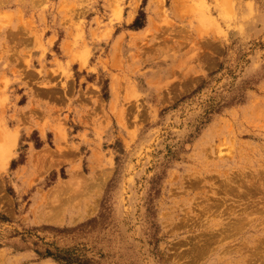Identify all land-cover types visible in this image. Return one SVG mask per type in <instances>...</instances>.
I'll use <instances>...</instances> for the list:
<instances>
[{
	"label": "rangeland",
	"instance_id": "374dc122",
	"mask_svg": "<svg viewBox=\"0 0 264 264\" xmlns=\"http://www.w3.org/2000/svg\"><path fill=\"white\" fill-rule=\"evenodd\" d=\"M0 264H264V0H0Z\"/></svg>",
	"mask_w": 264,
	"mask_h": 264
},
{
	"label": "bare ground",
	"instance_id": "6f19581e",
	"mask_svg": "<svg viewBox=\"0 0 264 264\" xmlns=\"http://www.w3.org/2000/svg\"><path fill=\"white\" fill-rule=\"evenodd\" d=\"M9 137H10V136H9ZM9 137H8V138H9ZM13 144H14V143H13ZM8 145H9V144H8ZM9 146L12 147V145H9ZM9 146H8V147H9ZM8 147H7V148H8ZM7 148H6V149H7ZM4 150H5V149H4ZM4 152H5V151H4ZM8 153H9V151H8ZM6 154H7V153H6ZM7 155H8V154H7ZM232 183H233V182H232ZM99 185H100V184H99Z\"/></svg>",
	"mask_w": 264,
	"mask_h": 264
}]
</instances>
